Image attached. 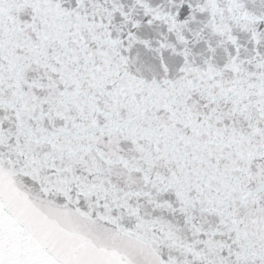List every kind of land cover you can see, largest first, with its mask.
<instances>
[{
  "label": "snow or ice",
  "instance_id": "1",
  "mask_svg": "<svg viewBox=\"0 0 264 264\" xmlns=\"http://www.w3.org/2000/svg\"><path fill=\"white\" fill-rule=\"evenodd\" d=\"M0 264H264V0H0Z\"/></svg>",
  "mask_w": 264,
  "mask_h": 264
}]
</instances>
